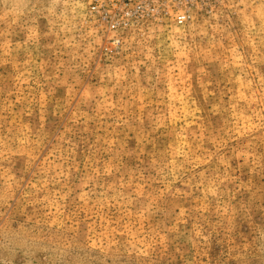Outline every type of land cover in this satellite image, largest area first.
I'll return each instance as SVG.
<instances>
[{
  "label": "rangeland",
  "instance_id": "1",
  "mask_svg": "<svg viewBox=\"0 0 264 264\" xmlns=\"http://www.w3.org/2000/svg\"><path fill=\"white\" fill-rule=\"evenodd\" d=\"M0 264H264V0H0Z\"/></svg>",
  "mask_w": 264,
  "mask_h": 264
},
{
  "label": "built area",
  "instance_id": "2",
  "mask_svg": "<svg viewBox=\"0 0 264 264\" xmlns=\"http://www.w3.org/2000/svg\"><path fill=\"white\" fill-rule=\"evenodd\" d=\"M85 14L102 33L108 47L120 48L128 34L148 24L183 28L196 9L212 0H81Z\"/></svg>",
  "mask_w": 264,
  "mask_h": 264
}]
</instances>
